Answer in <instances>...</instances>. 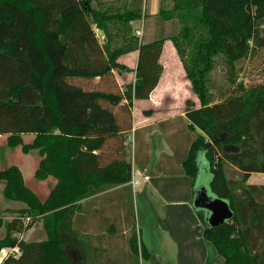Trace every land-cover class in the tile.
<instances>
[{
  "label": "trees",
  "instance_id": "trees-1",
  "mask_svg": "<svg viewBox=\"0 0 264 264\" xmlns=\"http://www.w3.org/2000/svg\"><path fill=\"white\" fill-rule=\"evenodd\" d=\"M102 1L0 0V84L8 100L5 110L14 114L12 129L0 134H7L8 147L21 146L24 154L38 149L42 157L34 177L56 181L41 200L26 186L20 168L0 169L3 197L26 206L11 221L0 216V252L18 250L0 264H89L87 244L76 228L81 201L131 181L124 131L131 124L133 100L148 99L160 80L166 38L140 43L131 35L130 22L142 16L141 0L127 10L91 7ZM159 14L181 23L178 34L167 38L199 103L184 102L187 127L196 135L182 164L184 172L193 179L200 174L198 155L203 152L210 173L206 190L227 201L233 213L211 227L207 212L197 209L203 236L224 264H264V187L245 185L250 172H264V80L249 87L239 84L235 94L219 102L212 101L208 87L216 56L236 64L264 49V0H173ZM93 26L105 34L102 45ZM116 28L124 40L112 46ZM133 50L139 52L135 70L118 61ZM113 71L134 72L135 80L121 91L115 81L108 83ZM77 79L98 82L86 89ZM25 133L34 135L30 144L22 141ZM128 201L130 252L137 261L139 256L146 260ZM23 217L29 218L25 225ZM39 220L45 240L18 238Z\"/></svg>",
  "mask_w": 264,
  "mask_h": 264
},
{
  "label": "crops",
  "instance_id": "crops-1",
  "mask_svg": "<svg viewBox=\"0 0 264 264\" xmlns=\"http://www.w3.org/2000/svg\"><path fill=\"white\" fill-rule=\"evenodd\" d=\"M156 1L160 3L162 0H141V6ZM138 5L139 0L91 3L93 9L113 6L127 10ZM140 19L130 22L131 35L137 37L140 43L153 41L143 40L142 35L141 38L136 36V30L141 27L137 25ZM93 30L102 45L106 41L104 32L95 26ZM113 34L111 45L115 41L118 44L123 42V34L118 28ZM165 38L160 56L163 66L160 80L148 99L133 100L131 124L124 131L126 144L130 148V183L125 188L123 185L115 186L82 200V209L75 214L78 216L76 227L80 229L81 240L87 244L89 264H224V258L204 238V227L194 207L195 189L208 188L210 181L204 153H199L198 161L200 159L206 174V185L200 181L199 173L193 179L185 174L182 166L196 136L187 127L184 102L191 100L196 104L197 99L190 91V84L172 42ZM138 56V50H133L122 54L118 61L135 70ZM178 68L180 73H175L174 70ZM113 74L121 91L135 80L134 72L118 74L113 71ZM97 82L98 79L92 85L95 86ZM226 171L230 176L231 168ZM49 178L54 186L55 179ZM245 185L264 187V172H250ZM129 198L134 212L137 242L148 253L146 260L139 256L137 261V257L130 252V235H127L132 225ZM86 202L87 209L84 205ZM252 230L253 235L257 236L256 230ZM261 239L259 236L257 241ZM75 251L78 254L77 248Z\"/></svg>",
  "mask_w": 264,
  "mask_h": 264
},
{
  "label": "rangeland",
  "instance_id": "rangeland-1",
  "mask_svg": "<svg viewBox=\"0 0 264 264\" xmlns=\"http://www.w3.org/2000/svg\"><path fill=\"white\" fill-rule=\"evenodd\" d=\"M164 1L162 0L160 1V3L156 1L154 4L152 2H148L144 6H141V12L143 17H141L137 25L141 26L140 30H144V33L142 34L143 40H155L161 37H170L178 34V32L180 31L181 23L178 21V19L164 20L160 16V10L162 8H170L172 6L173 0ZM117 44L118 42L115 41L112 45ZM174 72L180 73V69L178 68L176 71L174 70ZM115 79H109L108 83L111 85L115 81ZM263 80L264 49L254 52L253 55H251L249 58L243 59L236 64H231L227 62L222 55L216 56L215 66L208 75V87L210 95L212 97V101L219 102L224 98L228 97L229 95L235 94L237 92V87L239 84L249 87L261 83ZM74 81L86 89H90L93 86V83L89 81H84L81 79H77ZM110 87L113 88L112 86ZM113 89L119 90L117 88ZM7 101L8 100L5 98L4 89L0 84V131L12 129V125L10 128V119L11 116L12 119L14 118V114L10 113V116L6 112L5 109L7 108H5V104L7 103ZM196 105L199 106L198 100ZM6 137V133L0 134V169L6 166H17L18 168H20V170H22V176L24 178L26 186L30 188L33 192H35L41 200H45L50 190L52 189L53 181L50 178H48L47 180L39 181L34 177L35 169L37 168L38 162L42 157L39 150L31 149L29 152L24 154L21 150V146L8 147L6 145ZM33 138L34 135L31 133H25L22 135V141L24 144H30ZM199 162L200 159L198 163ZM201 166V163H199V179L202 184L206 185V174L202 170ZM233 177L234 176H232V178ZM3 186L4 185L0 183V216L5 222H7L17 217V211L25 208L26 206L21 202L6 200L2 195ZM209 194L212 195L211 192ZM84 205L85 209H87V202ZM22 219L24 225L27 224L29 221V218L26 217H23ZM76 228L79 232L80 229H78V227ZM127 233V235H130L129 230L127 231ZM0 235H4V228L0 230ZM17 236L21 240H24L26 242H32L44 240L46 237V233L44 231L42 221L39 220L36 221L29 229L18 234ZM12 252H16V249H2L0 252V262L6 256L5 253L9 254ZM74 254L76 258H79V253L77 254L76 252Z\"/></svg>",
  "mask_w": 264,
  "mask_h": 264
},
{
  "label": "water",
  "instance_id": "water-1",
  "mask_svg": "<svg viewBox=\"0 0 264 264\" xmlns=\"http://www.w3.org/2000/svg\"><path fill=\"white\" fill-rule=\"evenodd\" d=\"M225 149L232 150L231 145H226ZM194 207L207 212V223L211 227H216L230 220L233 216L228 202L218 197L211 196L206 188H201L194 199Z\"/></svg>",
  "mask_w": 264,
  "mask_h": 264
},
{
  "label": "built area",
  "instance_id": "built-area-1",
  "mask_svg": "<svg viewBox=\"0 0 264 264\" xmlns=\"http://www.w3.org/2000/svg\"><path fill=\"white\" fill-rule=\"evenodd\" d=\"M141 35H142V30H140V29L136 30V36L141 38ZM16 252L18 253L17 249H16Z\"/></svg>",
  "mask_w": 264,
  "mask_h": 264
}]
</instances>
